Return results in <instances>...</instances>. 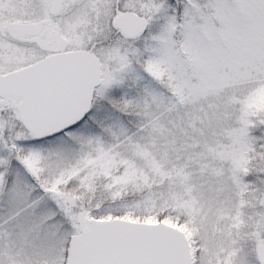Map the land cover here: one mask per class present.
I'll return each mask as SVG.
<instances>
[{
	"label": "snow or ice",
	"instance_id": "1",
	"mask_svg": "<svg viewBox=\"0 0 264 264\" xmlns=\"http://www.w3.org/2000/svg\"><path fill=\"white\" fill-rule=\"evenodd\" d=\"M0 264H264V0H0Z\"/></svg>",
	"mask_w": 264,
	"mask_h": 264
}]
</instances>
